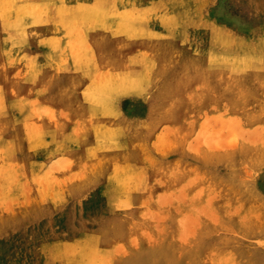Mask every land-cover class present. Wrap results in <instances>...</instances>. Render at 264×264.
Returning a JSON list of instances; mask_svg holds the SVG:
<instances>
[{
  "label": "rangeland",
  "instance_id": "1",
  "mask_svg": "<svg viewBox=\"0 0 264 264\" xmlns=\"http://www.w3.org/2000/svg\"><path fill=\"white\" fill-rule=\"evenodd\" d=\"M17 1L0 264H264V0Z\"/></svg>",
  "mask_w": 264,
  "mask_h": 264
},
{
  "label": "bare ground",
  "instance_id": "2",
  "mask_svg": "<svg viewBox=\"0 0 264 264\" xmlns=\"http://www.w3.org/2000/svg\"><path fill=\"white\" fill-rule=\"evenodd\" d=\"M17 1V0H16ZM18 2V1H17ZM16 3V2H15ZM110 7V5H109ZM113 7H116V5H113ZM70 8H73L74 9V12H72L73 14H75L76 12H78L81 8H85L83 6V4H81V0H74L73 1V5L70 7ZM0 10L3 11V13L0 11V25L3 26V28L6 29V37L7 38H14V39H17L19 36L20 38L23 37L25 39V45H28L30 44L31 42H34L36 40V38L41 34L39 29L35 26H41V22H38L36 23V21L38 19H36V17H33V16H26L24 17L23 15L21 16H17V15H9L5 9H1L0 7ZM30 10V8H29ZM31 11V10H30ZM38 12V11H36ZM111 12V11H110ZM113 13H115V10H112ZM111 12V13H112ZM65 13H67L66 11L64 13H58L56 10H51L48 12V16L47 18L49 19V23H52V22H58V24L60 26H64L65 23H63L62 21L64 19H68L67 16ZM81 16V15H80ZM116 16V15H115ZM11 17H14L13 20H9ZM69 17V16H68ZM120 20V19H119ZM105 22V20H104ZM109 22V21H108ZM115 22V21H114ZM7 24L8 25H11L10 26L12 28V32L10 31V29L7 28ZM44 24V22H43ZM101 24V23H99ZM116 24V23H114ZM95 25V24H94ZM45 26V25H44ZM99 26V25H98ZM113 26V25H112ZM116 28V27H115ZM46 29V28H45ZM101 29V28H99ZM107 29V28H106ZM114 29V28H113ZM34 30L36 31L35 34L34 33ZM105 30V28H104ZM45 31V30H44ZM40 33V34H39ZM104 33V32H103ZM20 34V35H19ZM106 34V33H105ZM111 36V35H110ZM118 36V35H117ZM114 37V36H113ZM125 38V37H124ZM25 50V49H24ZM39 51V50H38ZM40 52V51H39ZM37 53V52H35ZM28 56L31 58V59H35V56H33L29 53H27ZM39 58V57H38ZM43 59V58H42ZM49 59V58H48ZM120 88V87H119ZM114 92V90L112 89H105L103 90V93H106L108 94L109 96L111 95V93Z\"/></svg>",
  "mask_w": 264,
  "mask_h": 264
}]
</instances>
